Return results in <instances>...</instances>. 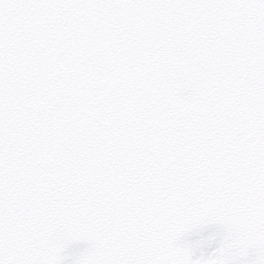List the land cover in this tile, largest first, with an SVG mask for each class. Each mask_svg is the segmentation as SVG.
Returning <instances> with one entry per match:
<instances>
[{
    "label": "snow or ice",
    "instance_id": "snow-or-ice-1",
    "mask_svg": "<svg viewBox=\"0 0 264 264\" xmlns=\"http://www.w3.org/2000/svg\"><path fill=\"white\" fill-rule=\"evenodd\" d=\"M0 264H264V0H0Z\"/></svg>",
    "mask_w": 264,
    "mask_h": 264
}]
</instances>
